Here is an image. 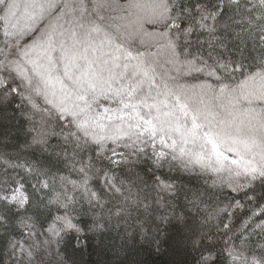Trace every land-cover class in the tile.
I'll return each instance as SVG.
<instances>
[{"label": "snow or ice", "instance_id": "1", "mask_svg": "<svg viewBox=\"0 0 264 264\" xmlns=\"http://www.w3.org/2000/svg\"><path fill=\"white\" fill-rule=\"evenodd\" d=\"M0 264H264V0H0Z\"/></svg>", "mask_w": 264, "mask_h": 264}]
</instances>
